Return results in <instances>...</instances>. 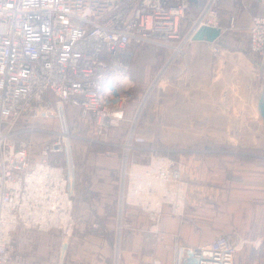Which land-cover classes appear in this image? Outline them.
I'll use <instances>...</instances> for the list:
<instances>
[{"label":"built area","instance_id":"built-area-1","mask_svg":"<svg viewBox=\"0 0 264 264\" xmlns=\"http://www.w3.org/2000/svg\"><path fill=\"white\" fill-rule=\"evenodd\" d=\"M187 8L188 0H0V264L10 263L13 235L20 227L57 229L63 240L70 238L74 188L80 183L74 179V154L86 152L87 143L107 144L103 138L124 119L127 97L120 90L136 52L151 47L170 53L155 79L161 82L198 28L221 32L215 0L205 2L184 33ZM205 43L209 54L218 51ZM247 45L264 61V17L251 19ZM74 115L89 123L90 138L77 137L76 122L70 123ZM50 118L57 122L52 131L17 128L24 120L32 124ZM40 133L50 137L42 141L36 138ZM131 138L119 146L112 263L143 264L135 255L125 256V227L148 264H236L238 248L228 235L192 246L174 234L172 244L164 245L157 226L165 214L183 213L182 169L158 149L141 148L143 141ZM78 139L85 147L76 151ZM144 150L149 157L141 162L137 159ZM123 211L145 214L149 224L124 223ZM91 229L106 234L96 224Z\"/></svg>","mask_w":264,"mask_h":264},{"label":"crops","instance_id":"crops-1","mask_svg":"<svg viewBox=\"0 0 264 264\" xmlns=\"http://www.w3.org/2000/svg\"><path fill=\"white\" fill-rule=\"evenodd\" d=\"M206 1L188 0L184 33ZM215 5L222 30L210 44L218 51L209 54L205 42L191 40L144 103L133 134L143 141L141 148L155 144L160 156L177 161L186 182L185 214L190 222L165 214L157 226L164 245L172 244L174 234L182 244L192 246L228 235L237 245L242 264H264V120L259 110L264 61L252 55L247 45L251 19L264 17V0H215ZM143 48L134 55L135 69L154 64L146 62L150 59H157L161 66L170 55L164 51L157 58L153 49ZM79 155L97 172L88 191L78 187L77 226L70 238L63 240L57 229L20 227L13 235L9 264H58L62 260L64 264H113L115 239L107 230L113 231L114 226L115 215L111 218L109 211L117 207L121 158L112 149L97 158L87 150ZM147 157L144 150L137 160L144 162ZM90 190H94L92 197ZM91 209L97 216L105 209L109 221L104 227L96 223L106 234L90 231L97 219ZM129 216L138 225L139 218ZM143 220L137 227H147V219ZM125 236V256L135 255L148 264L139 243L130 233Z\"/></svg>","mask_w":264,"mask_h":264},{"label":"rangeland","instance_id":"rangeland-1","mask_svg":"<svg viewBox=\"0 0 264 264\" xmlns=\"http://www.w3.org/2000/svg\"><path fill=\"white\" fill-rule=\"evenodd\" d=\"M149 49L151 47H144L143 49ZM153 49V53L155 57H159L161 54V49H155V48H151ZM150 49V50H151ZM142 50V48H141ZM143 51V50H142ZM157 57V58H158ZM146 62H153L154 64H148L145 66V70L143 66H139V68H133L134 66V61H132L131 63V67L129 69V75H128V79L126 80V83L122 85V88L120 90V93L123 94L124 96L127 97V101L125 103V114H124V119L121 121V123L119 124L118 128H116L115 130H113L110 134H108V136L106 138H103L102 141H106L107 144H103V143H99V142H95V143H87L85 145V143L81 140L78 139V141H76V151L77 149H79L80 147H83L84 145L86 146V150L87 152H89V154L91 153H95L94 157H101L102 154L106 153L107 151H109V149L117 152L119 154V156H121V150L119 148L120 145H122L123 142L126 141L127 137L129 136V134L132 135V138L135 139L136 137L134 136L133 132H134V128L135 126L139 123L140 121V117H141V113L142 110L144 108V97L147 95H152L155 91L158 90L159 88V84L161 82H158V80H155L157 78L158 72L160 71L161 66L158 65L157 59H150V60H146ZM154 82L152 89L150 90V85L151 83ZM129 113L130 116H129ZM137 113V115H136ZM126 119V120H125ZM76 122V127L75 129L77 130V137H81V138H90L89 135L90 133L87 131L89 130V123H85V122H79V120L77 119V117L74 115V119L72 118L70 120V123ZM33 125L34 127L37 128H43V129H48V130H55L57 128V122L55 119L50 118V119H42L39 120V122H34L31 124L30 121L24 120L21 123H19L17 125V128H25V127H29ZM50 137V135H45L40 133L39 135H36V138H39L40 140L44 141L45 139H48ZM25 138V137H24ZM131 138V139H132ZM132 139V140H133ZM137 139H141V138H137ZM39 140V141H40ZM99 141V140H97ZM110 144L113 145H117L118 147H113ZM83 145V146H82ZM90 145V146H87ZM151 147H155L157 148V145H152ZM34 155L38 154V151L35 150L33 151ZM85 155V154H84ZM84 155H79L77 153L74 154V164H73V171H74V179L76 181V179L80 180V183H76L75 184V188H74V196H75V200H74V211L76 209V205H77V191L79 190V188H81L83 191H86L89 187H90V180H92L93 176H95L96 174V169L95 168H88L85 164L87 163V161L85 162L86 159H84ZM91 158H93V155H91ZM171 160L174 161V163H178L177 161H175L172 157H169ZM88 159V158H87ZM186 183V182H185ZM128 184V181L125 182V186ZM79 187V188H78ZM80 189V190H81ZM187 190V189H186ZM160 190L157 189V192H159ZM91 197L94 194V190H90L89 191ZM91 197H89V200L91 199ZM184 197H186V191L184 194ZM186 198H184V209H183V213L180 217H175L174 215H170L169 213H167V216H170L172 218H176L177 221H187L190 222L188 220V218L186 217L185 211H186ZM106 209V208H105ZM105 209H103V213L104 215H100V217H98L97 215H95L94 210L95 209H91L92 214L94 215L95 218V224L96 220H102L103 224H105L104 222L108 221V216L107 213L105 212ZM101 212V211H100ZM111 214V218L114 217L115 212H113L111 209L110 211ZM129 214H134L133 212H129ZM126 215V211H123L121 214V219L124 220V223L127 224H134L136 221V218L134 219V222L132 219H129V216ZM120 215V214H119ZM136 215V214H135ZM143 215V216H142ZM142 215H138L139 218L137 222L138 225L140 223H142L145 218V214ZM126 218V219H125ZM121 220V224L123 225V222ZM75 226H77V224H75ZM126 228L123 227L121 234L124 235L125 233H129V231L125 230ZM90 231H93L90 228ZM108 232H110V234H113L112 237L114 236V231H110L107 230ZM238 254H236V264H242V262L240 261V257L237 256Z\"/></svg>","mask_w":264,"mask_h":264},{"label":"water","instance_id":"water-1","mask_svg":"<svg viewBox=\"0 0 264 264\" xmlns=\"http://www.w3.org/2000/svg\"><path fill=\"white\" fill-rule=\"evenodd\" d=\"M220 33V29L203 26L195 31L192 41L213 43L220 36ZM259 110L264 120V93L259 99Z\"/></svg>","mask_w":264,"mask_h":264},{"label":"trees","instance_id":"trees-1","mask_svg":"<svg viewBox=\"0 0 264 264\" xmlns=\"http://www.w3.org/2000/svg\"><path fill=\"white\" fill-rule=\"evenodd\" d=\"M89 189H87V191H88ZM100 215H104V213H103V210H102V214L100 213ZM137 216V218H139V216L138 215H136ZM98 217H100V216H98ZM106 217H108V216H106ZM139 219H141V218H139ZM109 221V220H108ZM97 222L102 226V227H104L105 225H106V222H104L105 224H103V222H102V220H97ZM112 222H113V220H112Z\"/></svg>","mask_w":264,"mask_h":264}]
</instances>
